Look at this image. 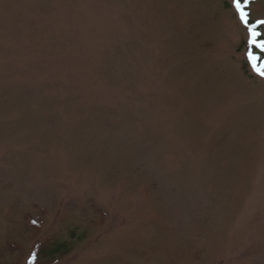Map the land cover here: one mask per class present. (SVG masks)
<instances>
[{
  "label": "rangeland",
  "instance_id": "obj_1",
  "mask_svg": "<svg viewBox=\"0 0 264 264\" xmlns=\"http://www.w3.org/2000/svg\"><path fill=\"white\" fill-rule=\"evenodd\" d=\"M247 41L232 0H0V264H264Z\"/></svg>",
  "mask_w": 264,
  "mask_h": 264
},
{
  "label": "snow or ice",
  "instance_id": "obj_2",
  "mask_svg": "<svg viewBox=\"0 0 264 264\" xmlns=\"http://www.w3.org/2000/svg\"><path fill=\"white\" fill-rule=\"evenodd\" d=\"M251 0H232V4L239 14L240 21L245 25L248 31L249 51L247 53L249 62L253 69L261 76H264V33L258 30V25H264V20L249 23L247 5ZM33 254V259H34Z\"/></svg>",
  "mask_w": 264,
  "mask_h": 264
},
{
  "label": "trees",
  "instance_id": "obj_3",
  "mask_svg": "<svg viewBox=\"0 0 264 264\" xmlns=\"http://www.w3.org/2000/svg\"><path fill=\"white\" fill-rule=\"evenodd\" d=\"M252 22H253V21L251 20L250 23H252ZM258 30L261 31L262 33H264V32H263V27H262V25H258ZM244 67L247 68V67H248V64L245 63ZM59 250H60V247H57L56 249L52 250V252L54 251L53 253H55V252H57V251H59Z\"/></svg>",
  "mask_w": 264,
  "mask_h": 264
}]
</instances>
